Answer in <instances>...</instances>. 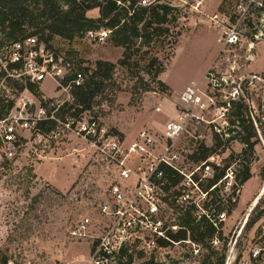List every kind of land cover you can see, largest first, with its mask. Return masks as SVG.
I'll return each mask as SVG.
<instances>
[{
  "label": "built area",
  "instance_id": "2783aa9c",
  "mask_svg": "<svg viewBox=\"0 0 264 264\" xmlns=\"http://www.w3.org/2000/svg\"><path fill=\"white\" fill-rule=\"evenodd\" d=\"M237 5L259 8L264 0H238ZM87 35L96 36L92 31ZM104 36L106 32H101L99 39ZM243 36L235 26L216 35L210 65L200 79L190 80L178 93L172 116L160 128L143 127L127 141L89 111L61 118V107L72 100L70 89L83 83V72L35 34L10 38L0 32V176L16 170L32 137L58 144L66 130L87 143L89 160L107 177L96 205L97 231L89 229L88 217L70 230L74 237L91 238L86 253L61 264H132L138 255L150 256L184 244L198 253L200 244L189 235L174 236L177 230H185L179 221L186 212L195 221L212 225L215 233L209 244L218 247L219 233L244 187L238 165L259 152L264 164V77L241 73L236 51ZM256 78L262 82L257 89L261 95L254 93ZM45 81L53 82L54 95L43 91ZM64 94L66 99L61 98ZM236 103L246 108L245 120L254 131L249 142L242 140L244 133L233 121ZM50 122L54 126L46 133ZM182 139L192 145L181 147ZM206 149L209 153L202 157ZM34 152L39 155L36 148ZM214 198L219 206L207 208ZM248 263L264 264V247L251 249L243 262Z\"/></svg>",
  "mask_w": 264,
  "mask_h": 264
},
{
  "label": "rangeland",
  "instance_id": "374dc122",
  "mask_svg": "<svg viewBox=\"0 0 264 264\" xmlns=\"http://www.w3.org/2000/svg\"><path fill=\"white\" fill-rule=\"evenodd\" d=\"M146 2L157 6L160 15L159 6H167L164 23L160 24L167 31L152 36L147 44L130 43L125 66L118 64L125 49L113 43L112 33L107 29L92 31L96 35L93 39L86 32L72 35L70 39L53 35L48 43L86 77L94 70L96 60L115 64L109 78L101 79L89 113L103 119L108 128L127 141L143 127L160 128L172 116L178 93L190 80L202 77L216 52L215 36L221 35L223 30L235 26L238 34L244 35L236 51V59L242 63L241 73L264 77V7H240L238 0ZM94 13V18L99 16L97 8ZM40 21L44 22L45 18ZM46 23L39 24V28ZM101 32H106L102 40L99 39ZM45 33V30L36 32L35 27H27L18 35L35 34L43 39ZM248 57L252 58L246 60ZM153 58L157 63L150 64ZM161 65L163 71L155 78V69ZM253 80L257 85L254 93L261 95V89H257L262 82L257 78ZM52 86V81H45L42 89L54 95ZM66 96L61 98L66 99ZM243 113L245 118V107ZM69 116V113L64 115ZM245 124L248 125L246 121ZM61 137L58 144L54 140L32 137L31 146L23 151L16 170L0 176V264L4 258L13 264H61L74 255L86 253L91 243V238L70 234L80 219L88 217L89 229L97 231L96 205L103 196L107 177L89 160V147L83 139L66 130ZM178 145L187 149L192 141L182 139ZM34 148L39 155L35 154ZM259 156L247 157L238 165L240 175L247 166L251 177L244 183L225 229L219 233L220 244L212 247L208 243L216 251L211 258L222 254L223 264H243L251 249L264 247V193L250 207L264 181V164ZM30 167L32 172L29 174L27 169ZM255 217L254 224L242 228L246 218L247 222ZM240 230L238 246L234 247L233 241ZM183 231L177 230L174 236H181ZM210 252L200 244L199 252L194 253L190 245L184 244L150 256L138 255L132 264L146 261L199 264Z\"/></svg>",
  "mask_w": 264,
  "mask_h": 264
},
{
  "label": "trees",
  "instance_id": "16d2710c",
  "mask_svg": "<svg viewBox=\"0 0 264 264\" xmlns=\"http://www.w3.org/2000/svg\"><path fill=\"white\" fill-rule=\"evenodd\" d=\"M141 0H0V32L10 38L20 36L18 34L24 32L27 27H35L36 32L46 31L45 38L42 40L49 43L53 35H59L71 38L79 32L98 31L101 28L109 30L112 33V41L116 46L124 47L122 58L118 64L127 65L126 49L133 42L147 44L152 36H160L167 31L166 27L160 24L164 23L167 6L161 5L162 15L157 12V6L151 4L142 5ZM137 3V5H136ZM136 5V6H135ZM97 8L99 10L98 17H88L86 11ZM45 18L47 22L43 27L39 28L40 19ZM154 25V26H153ZM157 63V59L153 58L150 64ZM160 64V63H159ZM94 70L86 77L84 75L83 83L79 86L72 87L70 94L72 102H65L61 107V118L66 113L77 116L84 111H90L93 99L100 88L101 79L109 78L115 64L110 61L96 60ZM81 70V69H80ZM88 70V69H86ZM82 71V70H81ZM163 71V66L155 69L154 77ZM83 72V71H82ZM84 74V72H83ZM244 105L236 103L233 106L234 120L237 121L240 131L244 135L242 140L248 141L254 135L252 127L245 124L243 113ZM54 126V122H50L44 128L45 132H49ZM254 141L250 143V148ZM209 150H205L202 157L208 155ZM30 174L32 167L27 169ZM251 177L249 169L246 166L240 175V180L245 183ZM217 199H212L207 208L218 207ZM260 212L263 213V210ZM257 217L246 222V225L255 223ZM185 227L181 236L177 239L186 238L187 235L200 244L206 246L211 252L204 256L199 264H223L224 255H220L212 259V254L216 253L213 248L208 245L210 238L214 235L215 230L211 224L201 220L195 221L190 213L186 212L183 219L179 221ZM220 236V235H219ZM7 259H3L5 264ZM141 264H154L153 261H146Z\"/></svg>",
  "mask_w": 264,
  "mask_h": 264
},
{
  "label": "bare ground",
  "instance_id": "6f19581e",
  "mask_svg": "<svg viewBox=\"0 0 264 264\" xmlns=\"http://www.w3.org/2000/svg\"><path fill=\"white\" fill-rule=\"evenodd\" d=\"M263 193H264V181L262 182V185H261L258 193L256 194V196L253 197V199H252V203L250 205L251 208L258 202V199L263 195Z\"/></svg>",
  "mask_w": 264,
  "mask_h": 264
},
{
  "label": "crops",
  "instance_id": "0c3cea01",
  "mask_svg": "<svg viewBox=\"0 0 264 264\" xmlns=\"http://www.w3.org/2000/svg\"><path fill=\"white\" fill-rule=\"evenodd\" d=\"M217 2H218V0H217ZM86 14H87V16H91V17H94V16H96V14L94 13V9H91V10H88L87 12H86ZM89 14V15H88ZM98 14V13H97ZM217 49V48H216ZM212 61V60H211ZM211 63V62H210ZM210 65V64H209ZM208 65V66H209ZM207 66V67H208ZM262 99H263V101H264V91H263V94H262Z\"/></svg>",
  "mask_w": 264,
  "mask_h": 264
}]
</instances>
